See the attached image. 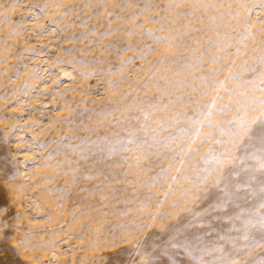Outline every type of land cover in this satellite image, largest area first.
I'll list each match as a JSON object with an SVG mask.
<instances>
[{"label":"rangeland","instance_id":"obj_1","mask_svg":"<svg viewBox=\"0 0 264 264\" xmlns=\"http://www.w3.org/2000/svg\"><path fill=\"white\" fill-rule=\"evenodd\" d=\"M262 4L0 0V264H145L141 244L155 254L197 233L198 247H211L240 227L218 216L264 214L253 181L249 203L189 227L212 203L213 181L197 186L195 169L202 177L208 150L225 147L221 125L240 113L229 102L264 95ZM261 252L233 250V259L249 264Z\"/></svg>","mask_w":264,"mask_h":264},{"label":"snow or ice","instance_id":"obj_2","mask_svg":"<svg viewBox=\"0 0 264 264\" xmlns=\"http://www.w3.org/2000/svg\"><path fill=\"white\" fill-rule=\"evenodd\" d=\"M261 7H264V4ZM234 78H240L239 71L234 74ZM226 83L227 81L225 80ZM230 91L237 92V89L233 87ZM245 95H248V93L243 90L237 93V96ZM215 105L216 101H213V108H215ZM227 107L239 108L240 113L236 116H230L224 122L225 124L233 125L230 129H224L223 125H221L222 130L227 132L228 139L216 141V143L225 145L223 149L216 150L215 146H213V148L208 150L202 161V163L208 165V167L202 170L203 176L199 175L201 173L200 168L195 169L197 173L195 178L198 181L197 186L207 184L209 179H211L213 183L210 185V188L214 190V195L208 210L200 212L197 209L193 212V215L198 218L189 226L191 228H198L201 223H207L205 218L213 213H228L230 208L235 210L240 208L241 199L249 203V194H256L252 187L253 181L258 182L259 194L261 199L264 200V111H261V109H264V95H252L247 102L231 101ZM219 111L225 113L226 108L221 107ZM250 112H259L260 114L249 115ZM204 115L206 120L208 115L207 110H205ZM219 123L215 120L207 121L209 127H216ZM203 126L204 123L199 125L201 130ZM211 139V135H208L205 137L204 142ZM237 140L242 141L239 149L240 154L230 156L229 153L234 151ZM229 160L235 166L225 171L223 176H220L221 168ZM249 172L252 174L246 175ZM257 173L259 174V178ZM173 179L178 181L180 177L175 176ZM201 190L203 191V189ZM242 192L245 193L244 197L240 196ZM260 207L264 208V202L261 203ZM257 216L258 218H254L252 214L245 216L243 212H236L235 215L231 213L223 217L218 216L217 219L240 221V227L235 228V232L238 235L225 234L219 236L211 247H198V242L202 238L197 233H189L187 236L179 233L171 237L165 247L155 254L150 252L151 245L145 246L141 244L142 251L140 255L147 257L145 264H160L161 259L167 256H184L185 259L192 257L199 264H204L203 257L199 253L212 252L218 255L222 264H235L233 250L238 254L240 251L247 252L256 248L264 249V214H257ZM254 230L255 233H259V238L254 235ZM169 248L176 251L169 252L167 250ZM258 261L259 264H264V252L251 257L249 264H258ZM210 264H216V261L213 260Z\"/></svg>","mask_w":264,"mask_h":264}]
</instances>
